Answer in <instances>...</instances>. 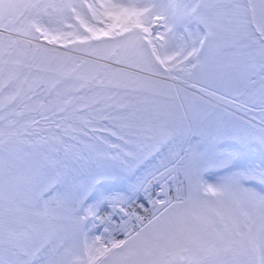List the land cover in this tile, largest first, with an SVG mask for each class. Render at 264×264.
<instances>
[{
	"label": "snow or ice",
	"instance_id": "obj_1",
	"mask_svg": "<svg viewBox=\"0 0 264 264\" xmlns=\"http://www.w3.org/2000/svg\"><path fill=\"white\" fill-rule=\"evenodd\" d=\"M0 264H264V0H0Z\"/></svg>",
	"mask_w": 264,
	"mask_h": 264
}]
</instances>
